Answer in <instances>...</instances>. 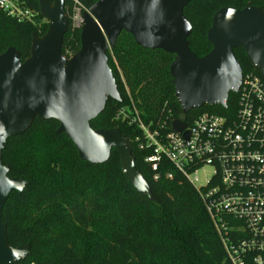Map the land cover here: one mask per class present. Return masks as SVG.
Wrapping results in <instances>:
<instances>
[{
  "label": "trees",
  "instance_id": "obj_1",
  "mask_svg": "<svg viewBox=\"0 0 264 264\" xmlns=\"http://www.w3.org/2000/svg\"><path fill=\"white\" fill-rule=\"evenodd\" d=\"M21 1L34 13V20L19 22L0 10V54L14 47L25 61L33 37L44 36L48 22L40 11L41 0ZM98 1L83 3L90 9ZM227 7H256L264 12V0L191 1L184 15L192 26L188 40L197 57L212 50L207 32L214 15ZM80 36V30L68 28L64 56L79 51ZM234 53L244 74L253 73L264 81L243 49ZM107 55L120 101L109 98L90 126L119 129L130 141L149 194L131 185L115 149L106 163L90 164L80 159L66 134L58 132V121L36 118L25 133L9 139L2 152L8 176L27 182L21 193L11 195L2 216L9 245L30 247V256L15 264H231L198 191L165 160L153 172L146 163L151 150L139 148L143 132L120 115L125 110L133 117L135 109L151 129L165 123L164 131L171 130L182 113L170 74L175 55L138 46L125 31ZM237 101L238 95L231 93L227 108L205 105L191 110L187 123L206 112L233 116ZM168 173L172 179L166 177Z\"/></svg>",
  "mask_w": 264,
  "mask_h": 264
},
{
  "label": "water",
  "instance_id": "obj_2",
  "mask_svg": "<svg viewBox=\"0 0 264 264\" xmlns=\"http://www.w3.org/2000/svg\"><path fill=\"white\" fill-rule=\"evenodd\" d=\"M193 0H100L85 14L81 47L71 57L62 54L68 31L65 0L40 1L48 21L42 37L34 36L25 61L9 47L0 54V264H15L30 256L29 246L12 248L2 223L3 210L14 192L27 182L10 178L2 152L7 141L25 133L36 118L56 120L81 160L106 163L115 149L123 174L139 192L149 194V184L137 170L130 141L119 129L93 130L90 123L103 113L109 98L120 101L107 52L123 31L138 46L175 55L170 66L176 99L182 109L172 130L183 133L187 113L205 105L227 107L237 93L243 70L234 50L241 48L252 66L264 75V12L261 8L220 9L212 19L207 40L212 50L199 58L190 49L192 26L184 15ZM218 1V0H210Z\"/></svg>",
  "mask_w": 264,
  "mask_h": 264
},
{
  "label": "built area",
  "instance_id": "obj_3",
  "mask_svg": "<svg viewBox=\"0 0 264 264\" xmlns=\"http://www.w3.org/2000/svg\"><path fill=\"white\" fill-rule=\"evenodd\" d=\"M83 1L65 0L71 31L83 28L89 13ZM0 10L19 22L35 16L21 0H0ZM233 94L238 95L235 114L206 112L186 121L188 140L172 130L173 122L165 132V123L151 129L135 109L133 117L125 110L120 115L143 132L139 148L151 150L146 163L153 172L165 160L198 191L231 264H264V81L243 73ZM205 166L213 171L205 186L196 187L194 180ZM166 177L173 178L171 173Z\"/></svg>",
  "mask_w": 264,
  "mask_h": 264
},
{
  "label": "rangeland",
  "instance_id": "obj_4",
  "mask_svg": "<svg viewBox=\"0 0 264 264\" xmlns=\"http://www.w3.org/2000/svg\"><path fill=\"white\" fill-rule=\"evenodd\" d=\"M65 13H66V11H65ZM66 16H67V14H66ZM212 171H213V169L210 166L202 167L197 173V179L194 180V185L196 187L205 186L210 174L212 173Z\"/></svg>",
  "mask_w": 264,
  "mask_h": 264
}]
</instances>
